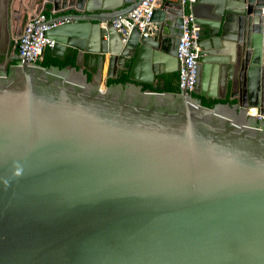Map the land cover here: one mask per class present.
<instances>
[{"label":"water","instance_id":"95a60500","mask_svg":"<svg viewBox=\"0 0 264 264\" xmlns=\"http://www.w3.org/2000/svg\"><path fill=\"white\" fill-rule=\"evenodd\" d=\"M141 1L37 0L64 66L10 52L0 14V264H264L263 0L190 3V93L154 84L178 74L181 5L149 36L112 25Z\"/></svg>","mask_w":264,"mask_h":264},{"label":"built area","instance_id":"2783aa9c","mask_svg":"<svg viewBox=\"0 0 264 264\" xmlns=\"http://www.w3.org/2000/svg\"><path fill=\"white\" fill-rule=\"evenodd\" d=\"M173 2L183 7L182 35L179 37L177 59L179 62L177 88L192 92L196 85L197 57H198V25L189 11L190 3L196 0H142L125 16L112 21V25L122 35H128L132 28H137L142 36H149L155 28L152 21L154 10L161 2ZM264 22V0L261 8ZM47 16L43 12L35 13L27 18L23 24L21 34L17 39L16 50L18 58L26 62L42 60L46 49L51 48L54 40L45 36V31L53 25L45 23ZM259 117L264 115L256 113Z\"/></svg>","mask_w":264,"mask_h":264},{"label":"trees","instance_id":"16d2710c","mask_svg":"<svg viewBox=\"0 0 264 264\" xmlns=\"http://www.w3.org/2000/svg\"><path fill=\"white\" fill-rule=\"evenodd\" d=\"M37 0H24V3L26 5H31L33 3H35ZM14 19H15V31L16 32H20L22 30L23 24L25 22V20L27 19V15L25 13V8L24 6L21 4L20 0H16L15 5H14ZM46 15V13H44ZM47 16V15H46ZM43 60H41L42 64L44 65H49L51 63L57 64L59 66H64L67 63H73L74 61V56L73 54H68L67 59H56L50 56L49 54V49H46L43 53ZM177 74H165L164 77L167 79L170 77V79H168L167 84L165 85V87L163 88L164 90L167 91H173L177 88ZM117 80H109V82H115ZM204 104L206 105H210L211 103H206L203 101Z\"/></svg>","mask_w":264,"mask_h":264},{"label":"crops","instance_id":"0c3cea01","mask_svg":"<svg viewBox=\"0 0 264 264\" xmlns=\"http://www.w3.org/2000/svg\"><path fill=\"white\" fill-rule=\"evenodd\" d=\"M20 2H21V4H22V2H24V0H20ZM164 2H161L160 4H159V6L160 5H162ZM25 3H23L22 5L23 6H26L25 7V9H27V12L29 13V14H35L36 12H38V11H40V12H43V13H46L45 11H41V10H39L38 9V5H36V3L34 4H31V5H24ZM46 15H48L47 13H46ZM43 58H44V56L42 57V60H43ZM106 58H108V56L106 57ZM81 65H82V67L83 68H85L86 70H91V69H95L96 67H97V63H96V60L95 59H93V58H91V55L90 54H85V56L83 57V60H82V62H81ZM106 72H107V59H106V61H105V63H104V66H103V74H102V78H104L105 77V74H106ZM164 75L165 74H162V75H158V76H155V89H157V90H162L164 87H165V85L167 84V82H168V79H170V77L169 78H165L164 77Z\"/></svg>","mask_w":264,"mask_h":264},{"label":"flooded vegetation","instance_id":"af4514ba","mask_svg":"<svg viewBox=\"0 0 264 264\" xmlns=\"http://www.w3.org/2000/svg\"><path fill=\"white\" fill-rule=\"evenodd\" d=\"M16 0L13 1V0H0V14L1 13H4L6 11H9L10 8H11V5L12 4H15ZM1 26L3 28V22H1ZM202 37V28L199 26L198 27V40L199 38ZM16 42L11 39L10 42H9V51L12 52V51H16ZM5 42L4 41H1L0 42V53L1 55L3 54V52H5ZM204 102H207V100H204ZM208 103H211L210 105L213 104V101H209Z\"/></svg>","mask_w":264,"mask_h":264},{"label":"bare ground","instance_id":"6f19581e","mask_svg":"<svg viewBox=\"0 0 264 264\" xmlns=\"http://www.w3.org/2000/svg\"><path fill=\"white\" fill-rule=\"evenodd\" d=\"M249 113H251V114H256V113H257V111H256V109H254V108H251V109L249 110Z\"/></svg>","mask_w":264,"mask_h":264}]
</instances>
